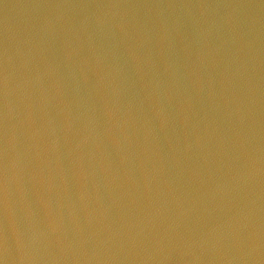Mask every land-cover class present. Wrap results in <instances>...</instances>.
<instances>
[{"label": "water", "instance_id": "obj_1", "mask_svg": "<svg viewBox=\"0 0 264 264\" xmlns=\"http://www.w3.org/2000/svg\"><path fill=\"white\" fill-rule=\"evenodd\" d=\"M0 264H264V0H0Z\"/></svg>", "mask_w": 264, "mask_h": 264}]
</instances>
